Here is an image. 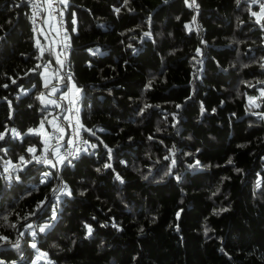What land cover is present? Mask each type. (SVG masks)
I'll use <instances>...</instances> for the list:
<instances>
[{
	"label": "trees",
	"instance_id": "16d2710c",
	"mask_svg": "<svg viewBox=\"0 0 264 264\" xmlns=\"http://www.w3.org/2000/svg\"><path fill=\"white\" fill-rule=\"evenodd\" d=\"M197 3L198 9L184 0H130L126 7L123 0H69L68 69L70 84L81 89L76 100L88 148L59 170L56 161L53 167L32 159L49 142L54 120V105L37 100L47 93V58L35 41L28 7L22 0H0V132L21 133L9 131L0 141V217L8 216L0 219V234L20 242L19 249L0 244V260L264 264V125L252 114L264 110V99L255 101L260 107L249 103L264 87L257 83L264 81V21L251 15L260 12L251 0ZM193 16L201 35L195 25L185 29ZM68 86L60 80L57 95ZM145 104L152 107L141 113ZM42 120V132L28 134ZM30 146L34 154L26 151ZM21 155L32 162L24 165ZM173 159L171 175H165ZM197 159L210 167L189 168ZM9 161L22 166L19 180L5 172ZM45 173L50 175L42 183ZM60 180L71 196L59 190ZM225 207L229 211L213 214ZM45 223L52 226L39 232ZM85 224L94 229L87 238ZM40 252L47 257L35 260Z\"/></svg>",
	"mask_w": 264,
	"mask_h": 264
},
{
	"label": "built area",
	"instance_id": "2783aa9c",
	"mask_svg": "<svg viewBox=\"0 0 264 264\" xmlns=\"http://www.w3.org/2000/svg\"><path fill=\"white\" fill-rule=\"evenodd\" d=\"M22 2L28 7L31 23H32V31L35 36L41 38L44 35L46 22L48 18L51 23L55 26L58 37H60L58 52L61 57V61H63V65L60 67V80L62 82L70 83L68 77L70 76V72L68 69L69 64V55L71 51V39L65 40V37H69L70 35L67 31L66 20H65V10L66 6L60 4L58 0H53L52 7L49 8L48 5L44 2V0H22ZM35 13V16L33 15ZM62 13V15H61ZM195 31L198 35L202 34V26L200 24H195ZM262 36L264 40V26H262ZM69 44L70 47H65V44ZM37 66V65H36ZM43 68V66H42ZM51 70V68H49ZM43 70V69H42ZM62 96L56 95L54 100L57 101L59 107L53 106L54 110V120L53 126L50 129L49 142L47 143L45 149L38 155L42 158H47L52 160V162H57L58 169L61 170L64 166H70L73 164L74 160H76L85 149L88 148V142L85 137L86 129L84 127H79L81 125L79 120V104L77 100L74 98H61ZM264 112V110L260 111ZM262 124L264 125V119H261ZM59 126L63 129V132L57 131L55 126ZM77 131L79 135H77ZM72 143H69V141ZM58 149L59 155H53V151ZM77 149H79L78 154L75 158L69 153H76ZM60 157H64L63 163H60ZM68 161H71L69 163ZM12 165H16L15 168L9 167L8 174L17 176L19 171H21L22 166L19 163H11ZM45 164V163H41ZM44 179V178H43ZM42 181H46L43 180ZM64 186L62 180L59 181V189ZM5 264H8L5 262Z\"/></svg>",
	"mask_w": 264,
	"mask_h": 264
},
{
	"label": "snow or ice",
	"instance_id": "6c2138e0",
	"mask_svg": "<svg viewBox=\"0 0 264 264\" xmlns=\"http://www.w3.org/2000/svg\"><path fill=\"white\" fill-rule=\"evenodd\" d=\"M44 2L48 5L49 8L52 7L53 0H44ZM58 2H59L60 4H63V5H65V6L67 7L69 0H58ZM167 2H168V0H164V3H167ZM236 2H237V5H239L240 2H241V0H236ZM129 3H130V0H123V5H122V7H126ZM184 3H185V5H186L187 7H189V8H196V9L199 8V4L197 3V0H184ZM251 3H252V4H259L260 12H259V13H257V12H251V15H252V16L257 17V21H256V22L259 23V22H260V19H261V18H264V3H261L260 0H251ZM129 10L131 11V9H129ZM113 11H114L117 15H119V13H120V11H121V8H120V7H116V8L113 9ZM249 11H251V9H249ZM33 15L35 16V13H34ZM61 15H62V13H61ZM150 22H151V18H149V23H150ZM76 23H77V21H76V19H75V13H73V19H72V25H73V27H72V31H73V32L76 31V27H75ZM195 23H196V17L193 16V18H192V24H185V29H186L187 31L191 32V31L193 30V25H195ZM144 36H145V37H150V36H151L150 31H149V32H144ZM0 39H2V37H0ZM68 39H70V38H69V37H65V40H68ZM202 43H204V42L202 41ZM37 46L39 47V41H37ZM65 47H66V48H67V47H70V45L66 43V44H65ZM129 47H131V45H129ZM43 51H44V49L41 48V49H40L41 55L43 54ZM89 51L92 53V55H96V54L99 52V49H96L95 51H92L91 49H89ZM196 53H197V55H200V54H201V49L197 48V49H196ZM57 62H58V63H61V65H63V61H60V60H59V57H57ZM37 67H39V65H37ZM243 67L246 68V67H248V65H244ZM260 67H261L262 69H264V57L261 58ZM68 80L71 81V80H72V77L69 76V77H68ZM15 82H16V81L13 80V83H15ZM257 83L264 84V81H258ZM151 85H152V80H149V81H148V84H147V88H151ZM44 86H45V88L49 87V85H48L47 82H45V85H44ZM249 86H250V87H255V85H252V84H249ZM3 87H8V85L5 84V85H3ZM71 89L74 90L75 93H76L77 95H78V94L80 93V91H81V89H79V88L75 85V83H72V84H71ZM56 91H57V89H56L55 87H52V89H51V93H49V95L54 94ZM259 91H260V94H261L260 97H249V103L252 104V105H255V107H260V105L255 104V101H256L257 99H264V87L260 88ZM66 97H67V93H65L64 96H62L61 98H66ZM189 99H191V97H189ZM37 100L40 101V103H41L44 107H47L49 104H52V105H55V106L59 107V105H58V103H57L56 100H49V99H47L45 93H43V92L40 93L39 96H37ZM9 103H10V102H9ZM30 107H31V105H30ZM150 107H152V105L145 104V105H144V108H142V109L140 110L141 113H143V111H144L145 109L150 108ZM176 107H177V108H180L181 105H176ZM205 111H206V109H205L204 105L201 104V107H200V113H201V115H203V114L205 113ZM212 111L215 112L216 110H215V109H212ZM252 114H253V115H257V116H259L261 119H264V112H254V113H252ZM173 118H175V114H173ZM44 123H45V121L42 120L41 123H40V128H41V129L44 128ZM49 123H51V122H49ZM55 127H56L57 131L63 132V129L60 128L58 125L55 126ZM79 127H83V125H79ZM158 130H159V129H158ZM9 131H11V133H12L13 135H15L16 137H20V136H21V133L17 132L16 129H11V130H9V129L5 128V130H4L3 132H0V141H2V140L5 139V136H6V134H7ZM28 134H38V132H37L36 129H28ZM77 135H79V132H78V131H77ZM49 139H51V137H49ZM149 139H151V137H149ZM69 143H72V141L70 140ZM92 147H95V145H92ZM105 147H107V146H105ZM173 147H174V146H173ZM26 151H27L28 153H33V154H34L35 151H36V149H35L34 146H30L29 148L26 149ZM44 151L46 152L47 149H45ZM85 151H86V149H85ZM78 152H79V149H77V152H76V153H69V155H72V156L75 158V156L78 154ZM170 152H171V150H170ZM108 153H109V159H111V149H108ZM53 155H59V153H58V149H55V150L53 151ZM172 155H174V152H172ZM187 155H191V153H189V154H187ZM32 159H34V160L36 161V163H42V162H43V163H45V164H49V165L55 167V165L52 163V160L47 159L46 157H45V158H42L41 156L33 155ZM64 159H65L64 157H60L59 162H60V163H63ZM165 159H169V157L166 156ZM19 161H20L21 163H23L24 165H27V164H29V163L32 162L31 160H26L25 157H24L23 155H21V156L19 157ZM68 162L71 163V161H68ZM175 163H176V161L173 159V160L171 161V165H170L168 171L165 173V175H171V168H172L173 166H175ZM232 163H233V161H232L231 159H229V160H228V164H232ZM7 164H8V166L5 167V172H8L9 167H12V168H15V167H16V165H12L10 161L7 162ZM104 167H105V168H110V167H111V164H110V163H109V164H105ZM188 167H189V168H192V169H200V168H204V167H210V165H203V164L201 163V161L197 159V160H195V162H194L193 164H190ZM21 170H22V169H21ZM96 171L99 172L100 169L98 168V169H96ZM236 171L239 172V171H241V170H240V169H236ZM44 175L47 177V176L50 175V173H45ZM6 178H7V179H11V177H6ZM16 179L19 180V177L17 176ZM116 179H117V180H121V182H123V181H122V178L119 176V174H117ZM145 179H147V177H145ZM176 179L179 180L180 177H176ZM43 182H44V181H42V183H43ZM260 187H261V182H260V181H257V188H260ZM59 190H60L61 192H63L64 194L68 195V196H71V195H72V192H71L70 189H68L67 185L62 186ZM53 191L55 192L56 189H53ZM217 191H219V189H218ZM81 195H83V193H81ZM213 195H216V193H213ZM43 203H44V202L42 201V202H41V205H40L41 207L43 206ZM182 211H183L182 209H181L180 211H177V213H176V218H177V220L180 219V216H181V212H182ZM227 211H229V209L226 208V207H225V208H220V209H213V214H214V215H219V214L224 213V212H227ZM34 214H35V213H30V215H34ZM56 218H57V212H56V209L53 208V210H52V215H51V220L54 221ZM0 219H3L5 222H7V221H8V216H7V215H4V216L0 217ZM25 219H27V217H25ZM51 226H52V225H51L50 223H45L44 225H42V226L39 227V232L44 233V232H45L47 229H49ZM103 226H104V225H102V227H103ZM112 226H113V227H117V230H120V229L118 228L117 225L113 224ZM11 227H15V225H11ZM31 227H32V225L29 224V225H28V228H31ZM84 227H85V229H86V238L92 236L93 231H94L93 227H92L90 224H85ZM179 230H180V229H179V225L177 224V225H176V231L179 232ZM143 231H144V229L141 228V229H140V232L143 233ZM209 231H210V229L205 228V235H207ZM20 235L22 236V235H24V233H21ZM31 235H32L33 237H35V236H36V232H35V231H32V232H31ZM2 243H11V246H12L13 248H17V249H19V247H20V242H19V240H17L15 243H12V242L9 240V237H8V236H5V235H3V234H0V244H2ZM30 246H31V248H33V249H37V244H36L35 242L31 243ZM222 251H223V249H222ZM47 255H48V254H47L46 252H40L39 255L37 256V260H39V259L42 258V257H47ZM0 264H5V261L0 260ZM12 264H16V262L13 261ZM33 264H36V261H33ZM49 264H51V262H49Z\"/></svg>",
	"mask_w": 264,
	"mask_h": 264
},
{
	"label": "crops",
	"instance_id": "0c3cea01",
	"mask_svg": "<svg viewBox=\"0 0 264 264\" xmlns=\"http://www.w3.org/2000/svg\"><path fill=\"white\" fill-rule=\"evenodd\" d=\"M59 39L60 37H58L55 26L48 18L44 35L39 38V49H44L43 54L47 58V63L42 68L44 82H47L49 85L46 90L51 93L52 87H55L57 91L54 94H56L58 92V89L60 88L59 79L61 63L57 62V57H59V60L61 61V57L58 52V45L60 41ZM49 68H51V70ZM66 93L68 98L77 99L78 97L75 91L71 89L70 83L68 88L66 89ZM54 94H51L50 97Z\"/></svg>",
	"mask_w": 264,
	"mask_h": 264
},
{
	"label": "rangeland",
	"instance_id": "374dc122",
	"mask_svg": "<svg viewBox=\"0 0 264 264\" xmlns=\"http://www.w3.org/2000/svg\"><path fill=\"white\" fill-rule=\"evenodd\" d=\"M258 13H259V12H258ZM261 19H262V21H264V18H261ZM261 19H260V21H261ZM261 23H263V22H261ZM35 41H36V43H37V41H39V39H38L37 36H35ZM46 91H47V90H46ZM259 92H260V91H259ZM49 93H50V92H48V91H47V93H45L47 99H49V100H54V97L57 95V93L54 94V95H52L51 97H50ZM50 105H51V104H50ZM36 130H37L38 133H41V132H42V129H41L40 127H39L38 129H36ZM46 178H48V176L46 177V176L44 175V179H43V180H46ZM57 200H58V198H57ZM35 260H37V257L35 258Z\"/></svg>",
	"mask_w": 264,
	"mask_h": 264
}]
</instances>
